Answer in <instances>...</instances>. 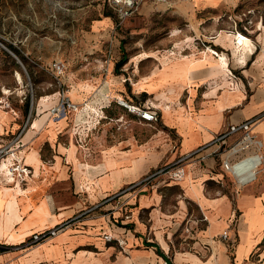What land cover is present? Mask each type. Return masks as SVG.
<instances>
[{"label":"crops","instance_id":"crops-1","mask_svg":"<svg viewBox=\"0 0 264 264\" xmlns=\"http://www.w3.org/2000/svg\"><path fill=\"white\" fill-rule=\"evenodd\" d=\"M220 6L217 1L201 8ZM100 20L94 29L100 28L107 39L111 21ZM247 44L230 45L242 66L255 52V45ZM209 56L199 65L201 58H178L177 67L165 71L167 76L162 59L154 57L156 67L143 68L136 78L123 74L122 79L112 72L114 61L109 60L105 76L96 74L66 90L74 102L95 111L100 96L107 102L103 111L125 109L116 103L118 98L150 107L131 96L152 95L158 111L151 108L161 123L152 136L85 135L79 143L68 115L48 119L59 92L46 114L36 108V115L9 144L8 161L19 162L27 173L19 183L0 173V243L19 245L34 232L68 219L70 223L39 243L1 252L0 264H264V85L248 94L243 83L229 80L224 52L215 50ZM220 77L221 86L206 88L207 81ZM257 115L253 129L262 140V162L254 181L237 188L218 167L212 144L198 152L205 155L203 161L186 166L183 179L162 175L128 188L159 165L205 144L226 123ZM18 118L10 112L1 117L6 133L0 138L15 135ZM189 205L195 206L194 212ZM227 227L230 237L223 239L220 233ZM106 233L113 239L106 240Z\"/></svg>","mask_w":264,"mask_h":264},{"label":"rangeland","instance_id":"rangeland-1","mask_svg":"<svg viewBox=\"0 0 264 264\" xmlns=\"http://www.w3.org/2000/svg\"><path fill=\"white\" fill-rule=\"evenodd\" d=\"M217 1L221 4L218 9L201 8ZM113 6L112 0H0V119L10 112L18 115L20 121L15 135L0 138V173L8 176L5 166L11 163L9 144L36 115V108L46 114L59 90H68L96 74L105 76L109 60L114 61L112 72L120 79L123 74L136 78L143 68L156 67L154 57L164 60L162 73L167 76V69L177 67L176 59L192 57L193 61L217 50L227 55L230 81L243 83L248 94L264 85V0H142L136 12L123 20H119ZM105 17L111 21L112 29L107 39L100 35V28L94 29ZM238 31L255 45V52L244 66L235 62L230 47L234 46L232 35ZM7 44L18 48L24 61ZM122 57L125 62L116 72L115 64ZM163 58L173 59L167 62ZM55 61L65 64L63 74L56 75L52 66ZM186 67L190 65L187 63ZM221 78L207 81L206 88L221 86ZM26 96L29 107L24 110ZM131 97L134 102L145 101L157 109L148 93ZM97 101V111L85 107L66 118L79 143L85 135L120 139L152 136L161 124L159 116L156 122H140L123 108L102 111L107 102L101 96ZM0 133H6L1 126ZM189 208L194 212V205ZM201 223L202 220L197 221V225L202 226ZM4 244L3 251L20 246Z\"/></svg>","mask_w":264,"mask_h":264},{"label":"built area","instance_id":"built-area-1","mask_svg":"<svg viewBox=\"0 0 264 264\" xmlns=\"http://www.w3.org/2000/svg\"><path fill=\"white\" fill-rule=\"evenodd\" d=\"M142 0H112L113 8L119 18L123 20L131 16L136 10ZM53 69L56 75L64 73L65 64L61 61H55ZM116 103L123 106L127 112L136 115L141 121L146 123L156 122L158 120V113L151 107H143L134 103H129L124 99L118 98ZM86 104L74 102L66 93V90H59V99L56 104L49 108V116L53 120H58L67 117L70 111H79L85 108ZM108 106H110L108 104ZM258 119L253 116L244 119L237 123H226L222 129L214 133L212 138L196 149L186 152L174 161L163 163L156 167L153 171L148 173L142 179L131 184L128 188H133L142 184H147L154 178L165 175L172 180H181L187 173L186 166L193 161H203L205 155L197 156L198 152L208 145H216V149L212 152L217 159V165L220 170L228 177H230L237 188L254 181L257 176L260 164L262 162V155L260 149L262 147V140L254 131V123ZM27 173V168L23 167L19 162L13 164L12 177L14 181L23 179ZM109 198H112L109 197ZM70 223V219L62 221L52 227L42 231L34 232L32 235L19 245L21 247H29L39 243L51 236H54ZM188 232L190 229L185 227ZM221 238H229V227L220 233ZM106 240L113 239L109 233L104 234ZM6 247V244L0 243V253ZM166 263V262H165Z\"/></svg>","mask_w":264,"mask_h":264},{"label":"bare ground","instance_id":"bare-ground-1","mask_svg":"<svg viewBox=\"0 0 264 264\" xmlns=\"http://www.w3.org/2000/svg\"><path fill=\"white\" fill-rule=\"evenodd\" d=\"M188 5V4H187ZM226 32V31H225ZM233 33V32H232ZM226 35H229L227 32H226ZM233 42H234V44H235V48H237V47H244V46H246V44L247 43H249L248 41H250V38L249 37H247V36H245L244 34H242L241 32H235L233 35ZM230 37V36H229ZM231 39V38H230ZM252 44V43H251ZM248 45V44H247ZM253 45V44H252ZM250 48H251V46H250ZM209 49H211V48H209ZM242 49V48H241ZM254 49V48H253ZM252 49V50H253ZM247 50H248V48H247ZM208 51H210V50H208ZM215 51V50H214ZM207 52V51H206ZM212 52V51H211ZM240 52V51H239ZM251 52V51H250ZM254 52V51H253ZM205 54V53H204ZM235 54V53H234ZM238 54V53H237ZM219 56V55H218ZM206 57H207V54H206ZM210 57V56H209ZM239 57H241V55L239 56ZM213 58V57H212ZM203 59L205 60L206 58H201L199 61H198V63H197V65H199L200 64V62L201 61H203ZM244 59H246L245 57L243 58V59H240V60H244ZM214 60V59H213ZM220 60V59H219ZM209 61H211V60H209ZM191 62H193L192 60H191ZM205 62V61H204ZM221 62V61H220ZM225 62V61H224ZM247 62V61H246ZM162 63H164V60L162 61ZM209 63V62H208ZM227 63V62H226ZM191 64H193L194 66L196 65V63L194 64V63H191ZM210 64V63H209ZM211 65V64H210ZM242 65V64H241ZM193 66V67H194ZM215 66V65H214ZM223 66H225L224 64L222 65V68H223ZM197 67V66H196ZM211 68H212V66H211ZM212 69H215V70H217L216 68H212ZM219 70V69H218ZM225 70V69H224ZM220 71V70H219ZM225 72V71H224ZM17 75H18V78H20V74H19V72H17ZM8 162V161H7ZM10 162V161H9ZM15 162H12V163H10L9 165H7V166H5V170H6V172H7V174H8V176L12 179V180H14L13 179V177H12V174H13V164H14ZM0 164H1V161H0ZM4 164H5V162H4Z\"/></svg>","mask_w":264,"mask_h":264},{"label":"trees","instance_id":"trees-1","mask_svg":"<svg viewBox=\"0 0 264 264\" xmlns=\"http://www.w3.org/2000/svg\"><path fill=\"white\" fill-rule=\"evenodd\" d=\"M7 45L13 52H15L24 61L25 56L23 55V53L18 48H16L12 44H7ZM124 62H125V58L124 57H122L119 61L116 62V64H115L116 72L118 70V67L120 65H122ZM28 107H29V97L26 96L25 100H24V110H27ZM157 253L160 254L161 256H163L164 258H167L166 255H164L159 248H157Z\"/></svg>","mask_w":264,"mask_h":264}]
</instances>
